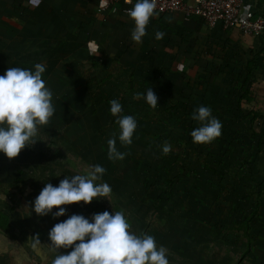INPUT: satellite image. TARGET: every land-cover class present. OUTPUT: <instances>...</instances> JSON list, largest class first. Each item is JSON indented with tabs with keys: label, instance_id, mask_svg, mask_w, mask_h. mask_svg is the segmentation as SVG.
Listing matches in <instances>:
<instances>
[{
	"label": "rangeland",
	"instance_id": "rangeland-1",
	"mask_svg": "<svg viewBox=\"0 0 264 264\" xmlns=\"http://www.w3.org/2000/svg\"><path fill=\"white\" fill-rule=\"evenodd\" d=\"M0 12V75L8 67L34 71L36 64L43 65L42 78L53 93L55 108L34 144L11 160L0 153V194L4 195L0 211L8 216L7 232L0 237V264H51L56 254L46 247L50 229L73 214L91 222L94 214L104 211H122L132 232L153 236L157 247L167 250L169 264H264V199L250 222V239L237 229L253 209L255 181L264 180V148L244 137L249 135L244 121L228 118L239 116L226 89L205 93L200 105L210 107L221 122V135L210 144H195L189 135L200 126L191 118L198 104L169 98L170 91H164L161 83H139L143 78L137 80L139 75L147 76L144 71L136 72L134 81L118 59L93 67L77 40L81 31L75 27L74 39L66 20L59 27L63 42L56 43L55 25L44 26L47 36L39 34L42 16L36 5H3ZM16 35L24 36L20 44ZM148 88L158 97L155 109L143 99ZM172 92L179 94L177 88ZM260 92L253 90L250 105L264 116ZM136 93L142 98L133 99ZM113 99L122 105L121 116L131 115L137 121L131 145L122 146L117 139L118 151L126 153L118 161L107 158V141L119 131L109 111ZM168 102L174 105H164ZM228 129L243 140L236 143V135L226 138ZM166 142L171 150L164 155ZM186 142L184 155L180 151L186 150ZM97 164L106 171L96 183L111 187L109 197L62 206L65 215L57 218H53L56 208L45 216L32 210L45 183L58 186L65 177L83 175ZM168 179L173 192L166 198L160 191ZM37 236L45 247H31L32 237ZM71 250L60 248L58 253Z\"/></svg>",
	"mask_w": 264,
	"mask_h": 264
},
{
	"label": "clouds",
	"instance_id": "clouds-1",
	"mask_svg": "<svg viewBox=\"0 0 264 264\" xmlns=\"http://www.w3.org/2000/svg\"><path fill=\"white\" fill-rule=\"evenodd\" d=\"M125 3L132 4V0H125ZM156 15V0H136L127 10V16L134 25L131 30L133 42H142L150 20ZM164 35L157 31L155 39L162 40ZM93 51L98 53V47ZM44 72L45 67L36 64L34 71L8 67L0 75V153L9 160L16 158L25 147L34 144L38 130L47 126L54 115L53 93L42 78ZM141 98L140 93L133 96V99ZM143 99L152 109L157 107L158 97L151 88L147 89ZM109 104L110 114L116 117L119 131H114L112 138L107 141V158L110 161L123 160L126 153L118 151L117 139L122 146L131 145L137 121L131 115H120L122 105L118 100L113 99ZM191 118L200 125L190 133L193 143L210 144L221 135L222 124L212 116L210 107L199 106ZM170 150L171 145L166 142L162 148L163 154L167 155ZM105 171L97 164L83 175L65 177L58 186L45 183L34 200L32 210L38 216H45L56 208L58 211L53 213V218H57L65 215L62 206L80 202L87 205L93 200L109 197L111 187L107 183H96ZM3 199L4 195L0 194V200ZM32 238L33 249L45 247L38 236ZM48 239L50 243L46 245L47 250L56 254L51 264H169L167 250L158 248L153 236L132 232L122 211L94 214L91 222L82 215L73 214L63 222L56 223L48 232ZM60 248L72 250L67 254H59Z\"/></svg>",
	"mask_w": 264,
	"mask_h": 264
},
{
	"label": "crops",
	"instance_id": "crops-1",
	"mask_svg": "<svg viewBox=\"0 0 264 264\" xmlns=\"http://www.w3.org/2000/svg\"><path fill=\"white\" fill-rule=\"evenodd\" d=\"M3 5H36L39 15L58 19L55 26L64 19L73 34L75 27H81L77 29L81 31L78 43L85 45L89 54L98 55L102 64L106 60H120L122 71L134 76V81L136 72L144 71L142 75L148 78L139 75L137 80L143 77L139 83H161L164 91H170L169 98L177 97L184 105L199 104L205 93L220 87L227 92L232 88L237 91L246 80L249 62L256 65L249 72L252 83L248 89L258 88L264 94V32L259 36L247 35L238 28L225 29L219 23L212 26L180 11L157 12L147 26V34L137 44L131 40L133 22L120 2L105 10L98 7V0H0V8ZM240 13L248 18L264 16V0H242ZM157 31L165 34L162 40L155 39ZM87 42H94L99 52L89 50ZM173 88L179 94L171 93Z\"/></svg>",
	"mask_w": 264,
	"mask_h": 264
},
{
	"label": "trees",
	"instance_id": "trees-1",
	"mask_svg": "<svg viewBox=\"0 0 264 264\" xmlns=\"http://www.w3.org/2000/svg\"><path fill=\"white\" fill-rule=\"evenodd\" d=\"M11 6L13 8L15 7V5H11ZM38 15H39V13H38ZM41 16L42 17L40 19H38L39 26H40L39 34L46 35L45 30H44V26L47 24H52L54 27V25L56 24V21L58 19L55 20L54 18H51V15H48V14H44ZM30 21H34V19L31 17ZM57 24H58V26H56L57 30H56V34L54 35V37L58 36L59 39L56 40V43H59L57 41L63 42L62 38L59 37L60 32L62 30L59 28L61 25L59 23V21L57 22ZM78 28L80 29L81 27H77V29ZM263 32H264V29L261 33H263ZM261 33L256 34V35L259 36ZM72 36L74 39H75V37H77L74 34ZM23 37L24 36L16 35V37H15L16 43L20 44L23 40L22 39ZM263 44H264V41H263ZM81 48H82L83 54L85 53V55L92 58L91 64L93 67L99 68L100 65H102V60L99 61L100 57L98 55L89 54L85 45L84 46L82 45ZM255 65H256L255 62H249V66L247 67L246 80L244 82H242L241 87H239L237 91H235L236 89H233V88L228 90V92H227L228 98L235 99L234 105L236 107V110L238 111V116H239V117H235V116L231 115L228 118L232 119L234 121L235 120L244 121V123L247 124V129H248V134H249V135L244 136V137H246V138L252 137L255 140L257 147L262 149V148H264V116L262 115V113H260V110L255 109V108H253L252 105H250V102L253 100V97H252L253 91L248 89V88H250L249 86L252 83L250 81L251 75L249 72L251 71V69ZM201 101H202V99L199 101L200 102L198 104L199 106L201 105ZM255 128H258V130L256 131ZM234 132H233V130L229 131V129H228L227 133H226V138L232 140V138H234V136L237 134L236 132L235 133ZM190 137H191V135H189V138ZM238 137H237V135L235 137L236 143H240V141L243 140V139H241L243 137H241V138H238ZM246 138H244V139L246 140ZM220 140L223 141V139H220ZM185 145H186V148H185L186 150L180 151L184 155H185V153H183V152L188 151V149H187L188 142H186ZM179 168H182L181 164H180ZM255 182H256L255 186L253 187V190L255 191V194H254L255 202L253 205V209L250 211V213L247 216L243 217L242 220L239 221L238 226H237V229L242 230L244 235L246 237H248V240L250 239V236H249L250 222L253 218H255L257 216V213L260 212L261 200L264 199V180H262V181L256 180ZM236 183H239V182H235V184ZM160 192L162 193L161 195L166 194L167 195V196H165L166 198L171 197V193L173 192L171 179H168L167 185H165L163 187V189H161ZM251 194H252V192L250 190L247 195L250 196ZM7 220H8V216L0 211V233L2 234V236H3V234H6L5 232H7V228H8ZM242 254H245V253H242Z\"/></svg>",
	"mask_w": 264,
	"mask_h": 264
},
{
	"label": "built area",
	"instance_id": "built-area-1",
	"mask_svg": "<svg viewBox=\"0 0 264 264\" xmlns=\"http://www.w3.org/2000/svg\"><path fill=\"white\" fill-rule=\"evenodd\" d=\"M117 2L123 4V10L127 14V10L136 0H132V4L125 3V0H98V7L105 10ZM241 6L242 0H194L192 3L186 0H156V11L160 13L180 11L187 17L197 16L212 26L219 23L225 29L238 28L247 35L261 33L264 29V16L255 18L242 16ZM90 43H86L87 48L93 51L95 48H92Z\"/></svg>",
	"mask_w": 264,
	"mask_h": 264
},
{
	"label": "bare ground",
	"instance_id": "bare-ground-1",
	"mask_svg": "<svg viewBox=\"0 0 264 264\" xmlns=\"http://www.w3.org/2000/svg\"><path fill=\"white\" fill-rule=\"evenodd\" d=\"M91 43H92V42H91ZM91 43H90V44H91ZM93 45H94V44H93ZM93 48H96V47H93Z\"/></svg>",
	"mask_w": 264,
	"mask_h": 264
}]
</instances>
